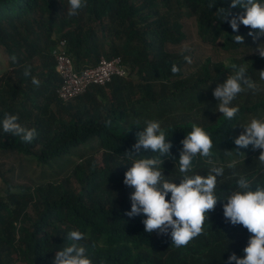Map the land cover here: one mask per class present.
<instances>
[{"label": "trees", "instance_id": "1", "mask_svg": "<svg viewBox=\"0 0 264 264\" xmlns=\"http://www.w3.org/2000/svg\"><path fill=\"white\" fill-rule=\"evenodd\" d=\"M209 2L86 0L78 15L69 16L68 0H0V48L7 61L0 72V120L5 113L18 115L22 126L37 130L36 138L25 143L0 127V159L27 157L43 171L38 183H16L14 165L3 171L0 160V264H53L56 252L72 243V230L84 233L79 243L93 264H227L232 253L244 255L251 234L226 222L223 198L241 177L253 190L264 185L261 150H237L234 143L247 115H264V100L248 105V97L231 120L219 112L211 115V110L219 103L214 89L228 78L230 65H242L238 54L251 55L247 74L260 78L264 58L255 49L264 37L254 41L250 27L241 24L234 32L222 22L218 8L230 9L229 19L243 11L231 8L232 0H217L213 9ZM234 35L244 36V44L235 43ZM62 39L77 71L96 66L102 57H121L126 76H114L106 86H92L62 102L53 55ZM214 46L232 55L228 66L205 55ZM185 56H191L192 65ZM174 64L177 74L171 71ZM26 68L29 76L24 75ZM105 88L110 97L104 103L90 100L83 110L75 105L82 99L86 105L92 89ZM146 120L159 121L173 145L175 160L165 157L162 166L165 179L179 183L181 141L193 123L210 134L212 159L224 166L215 189L221 199L208 214L203 234L186 247H175L170 235L146 232L143 214L127 215L134 189L123 183L131 167L125 153ZM97 152L101 165L92 159ZM140 154L154 155L150 150ZM233 161L235 166L227 167ZM193 164L201 175L212 166L199 156ZM19 168L24 171L22 163Z\"/></svg>", "mask_w": 264, "mask_h": 264}, {"label": "clouds", "instance_id": "2", "mask_svg": "<svg viewBox=\"0 0 264 264\" xmlns=\"http://www.w3.org/2000/svg\"><path fill=\"white\" fill-rule=\"evenodd\" d=\"M69 16L78 15L79 11L86 6V0H68ZM217 0H210L208 7L213 9ZM241 7L243 11L232 16L230 9L218 8L216 10L222 22H228L234 32H238L243 24L250 27L248 33L254 41L264 37V0H232L231 8ZM237 44H244L242 35H234ZM255 52L264 58V42L259 43ZM12 61L17 62L13 56ZM187 63H192L191 56H185ZM232 72L225 82L218 84L213 95L219 102L217 112L231 120L239 113V107L233 106L232 102L238 94L246 90H255L257 85L247 76V69L243 65L235 63L230 65ZM177 74L180 69L175 64L171 69ZM30 69L26 68L24 75L29 76ZM260 79L264 80V70L259 71ZM32 83L39 86L35 77ZM242 131L234 138L237 150L247 149L249 146L259 149L258 157L264 164V119L253 117L244 125ZM0 127L4 133L20 137L25 143H31L37 136L35 128H27L19 122L18 115L5 113L0 120ZM178 165L181 178L179 183L165 179L162 166L164 158L170 157L172 143L167 138V132L161 127L159 121L146 120L143 130L136 135V142L132 150L125 153L131 167L125 173L123 183L134 189L130 194L131 210L129 217L143 214L146 218L142 223L148 233L157 232L161 235H170L173 245L177 248L186 247L190 241L203 234L206 219L221 199L215 193L217 177L224 173V166L219 165L212 159L213 141L210 134L202 126L193 123L191 131L181 141ZM151 151V157H145L140 153ZM231 152V151H228ZM241 152V151H240ZM202 157L212 165L207 175L196 173L193 161ZM235 166V161L227 167ZM238 186L230 191L223 199V215L226 222L233 226L242 225L251 234L247 246L243 249L244 255L238 257L232 253L227 264H264V185H257L253 190L250 182L241 177ZM169 193L171 194L168 199ZM68 239L72 243L56 252L53 264H93L87 255L86 247L79 241L85 239L84 233L72 230L68 233Z\"/></svg>", "mask_w": 264, "mask_h": 264}, {"label": "built area", "instance_id": "3", "mask_svg": "<svg viewBox=\"0 0 264 264\" xmlns=\"http://www.w3.org/2000/svg\"><path fill=\"white\" fill-rule=\"evenodd\" d=\"M66 47L67 42L62 39L53 51L55 69L61 78L57 94L62 102L75 99L92 86H106L114 76L124 77L127 74L121 57L112 59L102 57L96 66L77 71Z\"/></svg>", "mask_w": 264, "mask_h": 264}, {"label": "rangeland", "instance_id": "4", "mask_svg": "<svg viewBox=\"0 0 264 264\" xmlns=\"http://www.w3.org/2000/svg\"><path fill=\"white\" fill-rule=\"evenodd\" d=\"M205 55L206 56L209 55L210 57H212L214 62L224 61L226 66H228L229 62L232 60V55L230 53H228L227 50L219 49L215 46L207 49V51H205ZM236 57L238 58L237 60L240 61L242 63V65L246 67L247 70H248V68H250L249 59L252 58L251 55L243 56V53H242V54H238ZM191 65H192V63H191ZM6 67H7L6 56H5L4 51L0 48V72L3 71ZM247 76L255 82L257 87L255 90H246V91L238 94V96L232 102L233 106H238V105L245 103V100L248 97L250 98V102L247 103L248 105L252 104L253 102L260 101L261 99L264 100V80H261L260 78H256L257 76L255 77V72L249 73V74H247ZM224 82H225V80H224ZM216 105L212 108L211 111L213 113H211V115L218 114V113H215L218 111ZM253 117L264 119V115L261 114L260 112H258L255 114L247 115L244 118V124L249 122L250 119ZM92 159L94 160L95 164H98V165L102 164L100 153H98V152L95 153L94 156L92 157ZM0 160L3 161L1 163L5 164V166H2L3 171H8V169H10V167L14 165V167L16 168L15 170L17 171V174H16L17 177L15 178L16 183L34 184V183H38V182L43 180L42 174H41V172H43V171L39 168H35L34 164L29 162L28 161L29 159L27 157H23V159H20V158H17L15 156H10V158L8 160H7V158H3ZM72 160L77 164H82V162L80 161V159L78 157H74V158H72ZM21 163L23 164L24 171H21V168H19ZM64 163H66V160L64 161ZM54 170L58 171L59 167L58 166L54 167ZM47 172L50 173L51 169L48 170ZM1 187H2V183H1V179H0V188Z\"/></svg>", "mask_w": 264, "mask_h": 264}, {"label": "crops", "instance_id": "5", "mask_svg": "<svg viewBox=\"0 0 264 264\" xmlns=\"http://www.w3.org/2000/svg\"><path fill=\"white\" fill-rule=\"evenodd\" d=\"M87 99L86 105L84 104V100L82 99V103H79L80 100L75 102V105L79 107L80 110H83L87 105L90 104V100H94L95 102H101L104 103L105 98L108 99L110 97V89L105 88L103 90L101 89H92L90 92H88V95L85 96ZM66 103V102H64ZM88 107V106H87Z\"/></svg>", "mask_w": 264, "mask_h": 264}]
</instances>
